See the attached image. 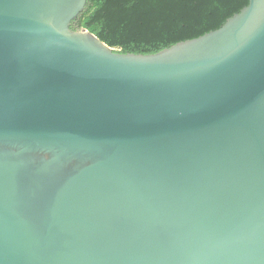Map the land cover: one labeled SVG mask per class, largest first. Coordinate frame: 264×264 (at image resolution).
Here are the masks:
<instances>
[{
	"label": "water",
	"instance_id": "water-1",
	"mask_svg": "<svg viewBox=\"0 0 264 264\" xmlns=\"http://www.w3.org/2000/svg\"><path fill=\"white\" fill-rule=\"evenodd\" d=\"M0 0V264H264V0L157 53Z\"/></svg>",
	"mask_w": 264,
	"mask_h": 264
},
{
	"label": "trees",
	"instance_id": "trees-1",
	"mask_svg": "<svg viewBox=\"0 0 264 264\" xmlns=\"http://www.w3.org/2000/svg\"><path fill=\"white\" fill-rule=\"evenodd\" d=\"M250 0H90L78 20L125 53H157L220 28Z\"/></svg>",
	"mask_w": 264,
	"mask_h": 264
}]
</instances>
